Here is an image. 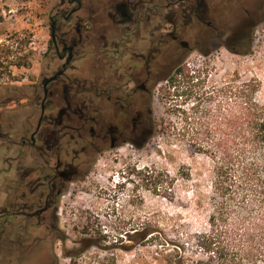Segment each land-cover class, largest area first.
<instances>
[{
    "label": "rangeland",
    "instance_id": "374dc122",
    "mask_svg": "<svg viewBox=\"0 0 264 264\" xmlns=\"http://www.w3.org/2000/svg\"><path fill=\"white\" fill-rule=\"evenodd\" d=\"M173 1L142 0L144 8L134 17L140 23L143 68L160 71L147 79L150 91L145 109L150 107L151 118L145 129L153 126L150 137L145 145L131 141L115 148L106 145L83 165L85 172L63 189L42 223L13 211L20 208L21 194L27 189L18 172L32 167L35 159L33 148L23 139L29 138L41 113V79L49 61V16L60 0H0V45H10L19 56L28 53L32 62L31 66H10L9 71L0 65V224L11 223L5 225L10 231L18 218L16 225L22 226L14 227L22 236L17 239L19 246L8 248L11 238L0 231V264H215L202 248L212 163L177 135L176 127L184 121L182 110L191 105L173 89L166 95L169 88L163 78L181 61L192 72H202L206 91L234 76L257 78L258 99L264 103V0H213L215 29L193 12L186 18L180 16L179 1ZM103 2L108 0H96L102 8ZM107 12L96 9L93 21L116 23L122 18L116 15L115 21ZM175 14L180 26L174 29ZM80 16L84 25H91L86 11ZM249 21L252 27L244 28ZM157 27L163 34H178L179 41L188 42L189 47L180 48L168 35L167 48L155 60L148 57L152 46H163L153 43L160 32L154 30ZM112 28L111 37L119 38L122 32L114 24ZM242 42L250 48L246 55L237 53ZM135 62L130 54L123 59L129 69ZM83 157L76 162L86 160ZM149 174L164 180L157 189L156 177L150 180Z\"/></svg>",
    "mask_w": 264,
    "mask_h": 264
},
{
    "label": "flooded vegetation",
    "instance_id": "af4514ba",
    "mask_svg": "<svg viewBox=\"0 0 264 264\" xmlns=\"http://www.w3.org/2000/svg\"><path fill=\"white\" fill-rule=\"evenodd\" d=\"M141 1L108 0L102 8L96 0H60L49 16L50 40L46 49L49 61L41 79V113L29 138L23 139L24 144L33 148L35 159L32 167L18 172L29 193L23 190L22 204L13 211L15 215L33 217L43 223L44 214L57 204L63 189L85 172L83 165L106 145L115 148L126 141L135 145L144 141L145 96L150 91L147 79L156 77L160 71L143 68L145 53L139 45L140 23L134 18L144 8ZM178 1L180 16L186 18L193 12L207 27H217L213 0ZM171 6L172 2L168 7ZM96 9L108 11L107 15L115 21L116 15L122 18L116 23H97L92 19ZM81 11L89 14L90 26L82 22ZM178 18L179 15L171 21L174 29L180 26ZM252 23L246 22L244 28L252 27ZM113 24L122 32L119 38L111 37ZM154 30L159 32L160 27ZM168 35L180 48L189 47L188 42L179 41L178 34ZM160 36L161 31L153 43H159ZM159 52V47L152 46L147 56L155 60ZM127 54L136 60L130 69L123 63ZM82 156L86 160L76 162ZM18 222L17 218L15 223ZM10 224L8 221L0 224V231L11 238L8 248L19 246L17 239L22 237L14 229L22 228L21 224L8 231L5 225Z\"/></svg>",
    "mask_w": 264,
    "mask_h": 264
},
{
    "label": "trees",
    "instance_id": "16d2710c",
    "mask_svg": "<svg viewBox=\"0 0 264 264\" xmlns=\"http://www.w3.org/2000/svg\"><path fill=\"white\" fill-rule=\"evenodd\" d=\"M160 43L163 52L168 34L161 33ZM239 47L237 53L250 52L245 42ZM18 53L1 44L0 65L8 71L10 66H31L29 54ZM163 79L169 88L166 95L173 89L191 105L182 110L184 121L176 127L177 135L212 163L208 228L202 236L205 254L215 264H264V103L258 99L259 80L234 76L206 91L202 72H192L183 61ZM212 100L218 103L206 104ZM150 118L147 106L145 124ZM152 128L145 129L140 145H145ZM147 178L156 179V189L164 181L160 175Z\"/></svg>",
    "mask_w": 264,
    "mask_h": 264
}]
</instances>
